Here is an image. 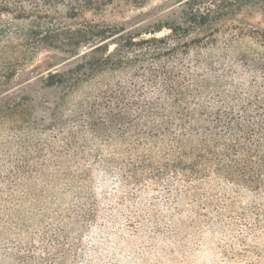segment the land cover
I'll return each instance as SVG.
<instances>
[{
  "label": "rangeland",
  "instance_id": "rangeland-1",
  "mask_svg": "<svg viewBox=\"0 0 264 264\" xmlns=\"http://www.w3.org/2000/svg\"><path fill=\"white\" fill-rule=\"evenodd\" d=\"M185 1L115 3L98 13L50 15L66 25H117L133 32L134 43L166 36L181 43L169 56L147 60L137 49L145 45H135L129 65L94 72L78 71L80 61L64 62L59 51L25 52L0 27V264H48L51 245L67 249L90 205L91 191L80 178L136 155L127 152L136 139L122 134L130 122L141 125L148 110L163 112L176 126L192 113L237 110L264 100V1ZM191 9L209 12L210 20L185 24ZM178 23V36L162 28ZM20 27L14 23L15 30ZM51 71L68 72L71 86L44 87ZM164 75L174 85L171 91L162 83ZM115 112L121 121L114 127Z\"/></svg>",
  "mask_w": 264,
  "mask_h": 264
},
{
  "label": "trees",
  "instance_id": "trees-1",
  "mask_svg": "<svg viewBox=\"0 0 264 264\" xmlns=\"http://www.w3.org/2000/svg\"><path fill=\"white\" fill-rule=\"evenodd\" d=\"M147 1L0 0V27L25 52L47 48L64 54V62L80 61L78 71L120 68L133 62L128 51L135 45H145L137 49L147 60L169 56L181 43L168 41L171 36L134 43L133 32L117 25H66L49 17L59 10L74 17ZM208 15L191 9L183 22L203 26ZM180 24L162 28L178 36ZM82 49L87 52L80 55ZM69 80L68 72L51 71L42 81L52 88L70 87ZM169 80L163 76L167 91L174 86ZM149 111L141 125L130 122L122 134L136 139L127 146L136 155L80 178L91 191L89 208L67 249L59 243L48 248V264H264V100L192 113L176 126L163 112ZM120 121V113L110 116L112 126Z\"/></svg>",
  "mask_w": 264,
  "mask_h": 264
}]
</instances>
